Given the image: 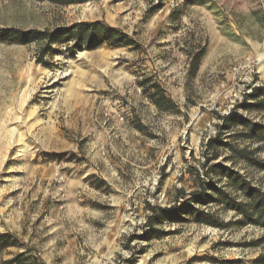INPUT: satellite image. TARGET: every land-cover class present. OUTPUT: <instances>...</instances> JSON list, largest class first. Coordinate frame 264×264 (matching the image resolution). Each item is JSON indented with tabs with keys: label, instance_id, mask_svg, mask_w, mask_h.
<instances>
[{
	"label": "rangeland",
	"instance_id": "rangeland-1",
	"mask_svg": "<svg viewBox=\"0 0 264 264\" xmlns=\"http://www.w3.org/2000/svg\"><path fill=\"white\" fill-rule=\"evenodd\" d=\"M97 21L119 24L136 45L74 58L61 48L38 64L37 44L0 43V235L18 243L0 264L24 252L22 264H258L264 228L213 191L195 204L213 224L149 217L205 185L246 202L225 172L264 193V169L235 152L264 163V142L234 124L264 126V111L248 108L264 85V0H0L1 29ZM105 58L148 68L123 88L88 91L80 68ZM155 84L167 108L151 99ZM91 97L95 127L85 128L75 114Z\"/></svg>",
	"mask_w": 264,
	"mask_h": 264
},
{
	"label": "trees",
	"instance_id": "trees-1",
	"mask_svg": "<svg viewBox=\"0 0 264 264\" xmlns=\"http://www.w3.org/2000/svg\"><path fill=\"white\" fill-rule=\"evenodd\" d=\"M43 2H50L59 6H70L77 4L80 0H40ZM0 43L8 45H38V58L37 63L43 64L47 55H62L64 52L61 48H65L71 58H74L79 52L95 51L103 45L112 47H131L135 46L136 42L124 31L112 27L102 22L94 23H75L71 26H60L54 29L36 30L31 29L28 31H21L15 29H1L0 28ZM204 52H200L195 57V63L201 59ZM154 92L151 94V99L158 108H167L170 105V100L167 99L163 89L159 85L153 86ZM253 101L248 108H255L257 110L264 111V85L254 87L249 95ZM234 116L224 118V121L233 119ZM244 125L250 132L251 138H258L264 142V126L251 123L248 120L236 121L234 124ZM249 137V138H250ZM212 141L207 145L210 148ZM223 145V144H222ZM225 146V145H223ZM235 152L240 158L247 160L250 163H257V165L264 169V163H259L254 159L253 155L245 150ZM217 156V155H216ZM216 159L217 157H213ZM224 175L231 180L239 192H242L246 202H237L232 200L225 192L219 194V190L211 185L202 186L199 191L192 194V198L186 202H183L178 208L172 206L165 209H157L156 207L150 208L151 216L149 221L154 219L163 222H183L185 221L182 216H187L196 223L201 224H213L209 220V216L205 215L202 211L197 209V205H208L212 197L208 195V192L213 191L221 198V204L227 206V208L242 214L245 220L249 223L257 224L264 228V193L253 187L250 182L242 179L239 175H233L232 173H224ZM194 204V205H192ZM18 246L17 242L11 241L6 235H0V253L2 250ZM25 252L16 256L13 264H22L21 259L24 258ZM258 264H264V254L260 255L256 260ZM33 264H39L34 262Z\"/></svg>",
	"mask_w": 264,
	"mask_h": 264
},
{
	"label": "crops",
	"instance_id": "crops-1",
	"mask_svg": "<svg viewBox=\"0 0 264 264\" xmlns=\"http://www.w3.org/2000/svg\"><path fill=\"white\" fill-rule=\"evenodd\" d=\"M112 26L119 28V24H112ZM124 31V30H122ZM136 32V31H135ZM136 41V40H135ZM137 42V41H136ZM102 47V46H101ZM90 52H87L89 54ZM108 59H104L103 63H89L86 64L85 67L80 68L81 74L84 72L86 73V82L81 78V81L84 83L85 88L90 91V90H101L105 91L106 88H108L110 85H112L114 88L119 87L123 88L124 86H127L129 82V77L131 74H133V70H139L141 73H146V69L148 66L142 62L140 63H132L130 69H117V68H112V66L115 64V62L107 61ZM124 65H129L128 63H123ZM23 103V102H22ZM93 103H94V98H90L87 100L86 104L81 106L80 109H77V113L75 114L76 117L81 118L82 121H85L84 127H95L93 118H92V108H93ZM23 104L20 105V103H17V108H16V116L22 115V108ZM7 111V110H6ZM69 117L71 118V114H69ZM85 171L83 170H75L74 175L75 176H80V178H87L93 175L94 170H86V173H83Z\"/></svg>",
	"mask_w": 264,
	"mask_h": 264
}]
</instances>
